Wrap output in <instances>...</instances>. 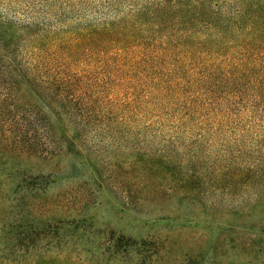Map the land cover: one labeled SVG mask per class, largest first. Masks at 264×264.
Returning <instances> with one entry per match:
<instances>
[{"label": "trees", "instance_id": "1", "mask_svg": "<svg viewBox=\"0 0 264 264\" xmlns=\"http://www.w3.org/2000/svg\"><path fill=\"white\" fill-rule=\"evenodd\" d=\"M0 1L2 160L113 144L136 194L238 198L243 218L264 217V0ZM65 228L31 226L10 264H68L47 257ZM96 248L145 264L163 244L111 233Z\"/></svg>", "mask_w": 264, "mask_h": 264}, {"label": "rangeland", "instance_id": "2", "mask_svg": "<svg viewBox=\"0 0 264 264\" xmlns=\"http://www.w3.org/2000/svg\"><path fill=\"white\" fill-rule=\"evenodd\" d=\"M129 153L102 143L64 147L46 159L24 157L20 165L0 158V264L21 260L25 235L37 223L66 226L65 247L52 246L47 257L68 264H127L121 257L93 258L111 233L158 238L163 249L145 264H264V217L243 218L247 201L210 196L212 208L178 189L161 199L145 187L136 194ZM38 175L50 180L41 191Z\"/></svg>", "mask_w": 264, "mask_h": 264}]
</instances>
